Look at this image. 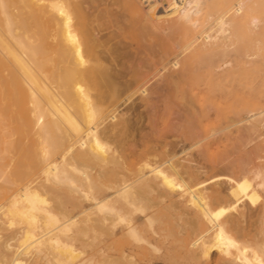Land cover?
I'll list each match as a JSON object with an SVG mask.
<instances>
[{"label": "bare ground", "instance_id": "obj_1", "mask_svg": "<svg viewBox=\"0 0 264 264\" xmlns=\"http://www.w3.org/2000/svg\"><path fill=\"white\" fill-rule=\"evenodd\" d=\"M120 1L135 27L178 37L160 66L130 65L119 43L101 42L81 0H0V264H87L74 240L108 218L99 264H264V202L250 204L264 190V0ZM162 70L160 100L218 124L138 140L120 107L135 95L154 105ZM224 81L246 94L231 97L226 124L221 102L238 88ZM225 129L239 158L208 154ZM219 167L230 173L202 178Z\"/></svg>", "mask_w": 264, "mask_h": 264}, {"label": "rangeland", "instance_id": "obj_2", "mask_svg": "<svg viewBox=\"0 0 264 264\" xmlns=\"http://www.w3.org/2000/svg\"><path fill=\"white\" fill-rule=\"evenodd\" d=\"M81 1H82L83 7L86 8V12H87V15L89 17L88 18L89 21H90V22L88 21V23H90L89 27L93 31L96 30L95 33H97V36L99 34H101V35L98 36V37L101 38V39L99 38L100 40H102L101 42L107 43V41H110V42L112 41V43H108L107 45H110V44L118 45L117 43H119V46L121 45L120 47H122L125 50H127V52L130 53L128 55H131L130 56V61H128L129 62L128 64H130V65L136 63L139 66L143 67L142 64L144 62L147 66L146 67L144 66L143 69H145V70L149 69L150 66H151V68H153V65H154L155 62H152V61H156V63L159 62V60H161L159 58H161V56L163 55L164 50L166 48L169 49L172 45H175L174 43L177 42V38L178 37L175 34H173V33H170V34L166 33L164 35L165 32L158 31V32H153L152 33L151 31H148V30H141V29L138 28V26L135 27V25H137V23L132 18L130 13L125 10L124 5L122 4V2L120 0H94L95 2L93 0H81ZM90 1H92V2H90ZM99 6H100V8H98ZM108 7H111V8H108ZM105 8H107V9H105ZM106 13H108V14H106ZM93 20H96V21H93ZM110 21H112V22H110ZM100 22H102V24H100ZM114 22H116V23H114ZM133 22H135V23H133ZM110 23H113V24H110ZM130 23L132 25H130ZM93 24H94L95 27L92 26ZM97 25H99L100 27L97 26ZM119 25H121V26H119ZM108 26H109V28H108ZM132 26H133V28H132ZM135 28H137V31H135L136 30ZM130 31H132V33ZM133 31H135V32H133ZM154 35H155L156 38L154 37ZM140 37L142 39H139ZM161 37H163V38H161ZM175 37H176V40H174ZM106 38H108V40ZM143 38H145V39H143ZM167 38H168V40H167ZM170 42H171V44H170ZM124 43H127V44H124ZM166 43H169V45L166 44ZM127 46H129V47H127ZM168 46H170V47H168ZM140 49H141L142 52L140 51ZM135 56H137L139 58H137ZM135 58H137V59H135ZM156 58H157V60H156ZM146 59H148V60H146ZM131 61H133V62H131ZM134 61H136V62H134ZM157 65L160 66L161 65L160 62ZM170 67H171V64H170V66L168 68H170ZM165 71L164 70L160 71V74H158V76L155 75L156 77H154V78H153L154 75H151L152 78H150L151 80L149 81V82H151V84L148 87L152 90V92L154 91V93H155V94H153L154 97L152 96L153 98H155L154 105H152V106L149 105L148 107L145 106V105L144 106L140 105L141 99L138 98L139 96L135 95V97H134L135 100L134 99L130 100L129 103L127 104V105H132V106H130V109H127L125 107V104L122 105V107H120V114H129L130 116L132 115V117L134 116L133 119L137 118L138 122H137L136 126H137V129L139 128V126H140V128L138 130H135L136 132H134V135L136 136V138L138 140L144 139V141H146L147 144L151 142L152 145H154L155 143L156 144L160 143V145H161V143H164L166 140L169 141V142H173V140H181L183 135H184L183 138L188 136V134L190 133L191 128L194 129L196 127H206V126H207L206 128H211V127H213V126L218 124L217 119L214 118V117H212L211 119H207V121H206L205 118L201 119V118H198V116H196V115L192 116V114L190 115L189 113L186 115V113H185L186 111H184L183 106H181L180 103L177 100L173 104L169 103L167 105V101L164 102L163 99L167 100L166 99L167 98L166 97V93H167V90L169 88L166 85L165 80L161 79V77H162L161 73H163ZM159 76H161V77H159ZM156 80H158V81H156ZM163 81L165 82V84H164ZM227 82L228 81H224L223 83L225 84ZM233 83L234 82H232L231 85H229V83H227L229 86L226 85V87H225L226 90L227 89L231 90V87L234 88L238 84V82H237V84L234 83V84H236L235 86H232ZM164 85H166L167 87L164 88ZM189 85L190 84H186L185 85V90H186L187 93L189 92V89H190ZM238 85L242 86V84H238ZM161 86H163V87H161ZM241 86L240 87L237 86V87H235V89L232 88L234 91H236V89L238 88L237 89L238 92H234L233 91L234 94L231 93V95H230V93H229L227 95L228 97L222 99L221 103H223V104H221V108L219 110H220L221 115L223 117L222 118L223 119L222 122L224 124H226L228 122L230 123L229 120H230V118L232 117V115L234 113L233 111H234V106L235 105H234V102L232 100V98H234V95H235V97H236V95L237 96H241V95L245 96L246 95V94H240L244 90L243 88H241ZM154 87L157 88V89H158V87L163 88L162 89L163 90L162 93H164L165 96L161 92H156L157 91L156 89L153 90ZM161 94H162V96H161ZM151 95H152V93H151ZM155 95H157V96H155ZM160 98H163V99L160 100ZM156 100H158V101L156 102ZM132 102H134L135 104L132 103ZM138 102H140V103H138ZM161 104H163L165 106H163ZM177 104L180 105V106H178ZM132 109H134V110H132ZM135 109H138V110H135ZM136 114H137V116H136ZM141 116H143V117H141ZM159 116H161L162 119H160ZM165 117H167V118H165ZM168 117H170V118H168ZM234 117H235V115H234ZM155 119H156V122L158 123V125L154 124ZM200 119L202 121H200ZM226 120H228V121H226ZM146 121H148V122H146ZM151 122H153L154 125L153 124L151 125ZM201 122L202 123H206V124H202ZM199 124H201V126ZM156 125H157V127H156ZM159 125H161V126H159ZM152 126H154V128H151ZM161 127L164 128V129H162ZM235 128L237 129V127H235V125H233V126H230V128H228V130L233 131L232 133L236 134L237 130ZM195 130H197V129H195ZM228 130L227 129L224 130V133L226 135H229V137L228 136L226 137L225 134L223 133L224 138L225 137L227 138V139L224 140L223 144L215 143L214 141H212L210 150L208 151V154L209 155L211 154L210 156H213V153L216 154V153H219V152H221L223 150L224 153H226L227 155H231V157H234V158H239L240 157V155H241L240 153L243 151V149L239 148L240 143H238V141L236 142L234 140V137L236 135H233V134L229 133L230 131L228 132ZM150 135L152 136V138H151ZM230 136H232V137H230ZM150 138H151V140H150ZM249 147H251V145ZM238 150H240V151H238ZM191 152H192L193 156H197L198 148H194ZM194 154H196V155H194ZM181 155L182 156L185 155V152L181 153L180 156ZM256 160L261 162L262 165H264V152H262V156L256 158ZM226 172L230 173L229 170H224V168H220V167L219 168H214V169H211L207 174L202 175V178L208 180L207 182L210 183L212 176L217 175V174H223V173H226ZM259 193H260L259 194L260 196H258V198H256L253 202H250V204L253 207H258V206H260L262 204V202H264V190L260 189ZM106 220H109V221L105 222V220H103L102 222H104L105 224L104 223H102V224L100 223L99 225L92 222L93 224H95V229H94V227H93V229L91 228L93 224H91V222H90L91 227H86L87 230H85L87 232L86 233L84 232L85 234L82 233L83 236L80 235V237H78L77 240H74L75 241L74 242L75 247H76L77 251L80 252V255L77 257L76 260H80V258H83L87 262V264H99V261H100L99 258L100 257H99V254H98V252H99L98 251V244H103V243L109 241L111 239V235H112L111 232H110L111 231V227L109 228V226L112 225L111 223L113 222V220L111 218H108ZM96 222H100V221H96ZM90 225H88V226H90ZM106 225H108V226L106 227ZM258 225L259 226L261 225V228L258 227V229L260 230V237L263 238L264 236L262 237V235H264V226H262V225H264V224L260 223ZM96 226H98V227L96 228ZM262 232H263V234H262ZM86 234L88 235L87 236L88 238L86 237L87 239L85 240V235ZM87 240H88V242H92V243H90V246H89V243H87ZM84 242H86L87 244L84 243ZM47 259H48L47 257L46 258H39L38 257V259L35 260L34 262H28L27 261L25 264H39V263H44V264H65V262L62 263V262H60L59 260H56V259H51L49 261Z\"/></svg>", "mask_w": 264, "mask_h": 264}]
</instances>
